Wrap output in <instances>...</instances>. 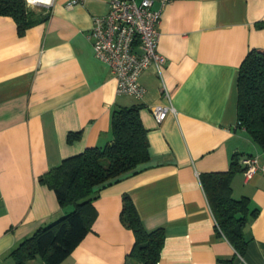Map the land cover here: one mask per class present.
Segmentation results:
<instances>
[{"label":"crops","instance_id":"1","mask_svg":"<svg viewBox=\"0 0 264 264\" xmlns=\"http://www.w3.org/2000/svg\"><path fill=\"white\" fill-rule=\"evenodd\" d=\"M110 0H53L34 8L38 20L19 33L0 15V264L23 240L72 209L62 207L39 177L61 160L111 139L115 106L141 105L150 159L99 187L90 230L60 264H127L134 236L121 218L128 194L147 230L162 227L157 264H264V176L231 181L232 197L248 199L240 255L217 231L200 174L228 169L231 157L264 148L237 126V77L247 52L264 49V0H172L160 9L157 72L140 75L141 98L117 94L116 77L88 37L93 17ZM140 1V0H136ZM164 89L169 97L165 95ZM175 110L158 122L151 107ZM69 134H78L72 142ZM256 210L251 216V212ZM25 264H45L40 255ZM133 264V263H130Z\"/></svg>","mask_w":264,"mask_h":264},{"label":"trees","instance_id":"2","mask_svg":"<svg viewBox=\"0 0 264 264\" xmlns=\"http://www.w3.org/2000/svg\"><path fill=\"white\" fill-rule=\"evenodd\" d=\"M0 15L11 16L19 33L34 24L39 16L25 0H0ZM141 105L115 106L111 113V139L103 146L87 147L67 157L43 173L39 180L51 188L59 204L72 209L56 220L38 227L13 250L15 264L40 255L45 264H60L90 230L96 212L93 195L99 187L140 169L150 159L147 131L140 115ZM237 126L264 148V49H250L242 60L237 77ZM78 134H69L72 142ZM240 153L231 157L225 171L200 174V182L215 219L217 231L243 255L247 246L244 227L248 199L233 198L231 181L241 169ZM256 210L251 212V216ZM121 218L131 229L134 242L129 263L157 264L164 243V230H147L128 194H123ZM126 264V263H125Z\"/></svg>","mask_w":264,"mask_h":264},{"label":"built area","instance_id":"3","mask_svg":"<svg viewBox=\"0 0 264 264\" xmlns=\"http://www.w3.org/2000/svg\"><path fill=\"white\" fill-rule=\"evenodd\" d=\"M79 0H72L76 3ZM154 0H110L106 13L93 17L88 37L94 55L105 62L116 77L117 94L141 98L145 93L140 83L141 73L153 65L157 72L164 63L158 51L160 9L153 7ZM161 7L172 0H158ZM27 6L49 7L53 0H25ZM165 95L169 97L164 89ZM151 111L158 122L175 110L171 104L155 105ZM243 174L250 179L255 174L264 176V164L257 156L242 159Z\"/></svg>","mask_w":264,"mask_h":264},{"label":"rangeland","instance_id":"4","mask_svg":"<svg viewBox=\"0 0 264 264\" xmlns=\"http://www.w3.org/2000/svg\"><path fill=\"white\" fill-rule=\"evenodd\" d=\"M28 7L33 8V9H34V8H35V9L38 8L37 6H34V7L28 6Z\"/></svg>","mask_w":264,"mask_h":264}]
</instances>
